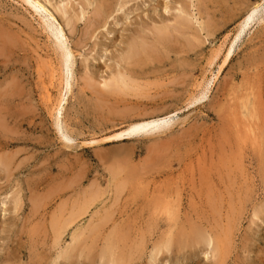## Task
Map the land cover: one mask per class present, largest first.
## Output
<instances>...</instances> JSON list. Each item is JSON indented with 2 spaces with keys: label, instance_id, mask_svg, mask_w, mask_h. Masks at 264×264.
Wrapping results in <instances>:
<instances>
[{
  "label": "rangeland",
  "instance_id": "obj_1",
  "mask_svg": "<svg viewBox=\"0 0 264 264\" xmlns=\"http://www.w3.org/2000/svg\"><path fill=\"white\" fill-rule=\"evenodd\" d=\"M181 1L0 0V264H264V0Z\"/></svg>",
  "mask_w": 264,
  "mask_h": 264
},
{
  "label": "bare ground",
  "instance_id": "obj_2",
  "mask_svg": "<svg viewBox=\"0 0 264 264\" xmlns=\"http://www.w3.org/2000/svg\"><path fill=\"white\" fill-rule=\"evenodd\" d=\"M180 2H182L181 0H178V4L179 5H181V7H182V4L180 3ZM184 9V8H183ZM107 10V9H106ZM111 13V12H110ZM96 16L97 17H100L101 16V12L99 13H97L96 14ZM175 24L174 25H172V26H167V27H165V29H157V30H155V33H154V41L152 42V43H150V44H148V42H147V40H145V39H143V38H141V40L140 41H138L137 43L136 42H133L131 45H130V47H129V51H128V56H130V60H131V57L133 56L134 58H132V60H133V66H135V67H137V66H139L140 64H143V65H146L147 63H149V62H155V61H159L160 59H161V57H162V54H161V52H160V50H161V48L162 49H164V48H169V49H173V48H175V44H177V42H175V41H177V39H176V36L177 35H175V33L176 34H178V33H180V32H183V31H187L188 30V25H187V20L186 19H184V16H180V17H176L175 19ZM191 25V24H190ZM182 34V33H181ZM140 42V43H139ZM179 43V42H178ZM178 45V44H177ZM62 47V46H61ZM63 48V47H62ZM63 50V49H62ZM71 53V52H70ZM63 54V53H62ZM64 55V54H63ZM66 57H67V52H66ZM63 57V56H62ZM68 58V57H67ZM63 59V58H62ZM135 59V60H134ZM63 60H66L65 58L63 59ZM67 61V60H66ZM136 62V63H135ZM64 63L65 64H69V62H65L64 61ZM66 66V65H65ZM66 70H67V66H66ZM123 73V72H122ZM126 73V72H125ZM129 73V72H128ZM135 74V73H134ZM124 75H126V74H124ZM127 77V76H126ZM127 78H129V77H127ZM131 83L133 84L134 82H132L131 81ZM138 84V83H137ZM118 85L120 86V87H129V82L128 81H126L125 79H121V80H118ZM108 87V86H107ZM104 88V87H103ZM131 88V87H130ZM105 89H107L106 87H105ZM133 89V88H132ZM135 89V88H134ZM139 89V88H138ZM110 90H111V88H110ZM123 90V89H122ZM125 90V89H124ZM104 91V90H103ZM102 91V92H103ZM107 93V92H106ZM103 94H104V92H103ZM111 95L112 93H111V91L110 92H108L106 95ZM206 96V95H205ZM50 98V97H49ZM49 98H48V100H49ZM204 98V97H203ZM252 104H250V102L249 103H247V104H245L244 105V107H242V109L244 108L245 110L244 111H246V112H249V110H250V106H251ZM253 106V105H252ZM253 108V107H252ZM251 108V109H252ZM241 111V110H240ZM239 111V112H240ZM61 112V111H60ZM238 112V113H239ZM233 113V112H232ZM240 113H242V112H240ZM244 113V112H243ZM242 113V114H243ZM237 114V113H236ZM233 115V114H232ZM233 117H235V116H233ZM242 117V116H241ZM2 163V162H1ZM2 165H3V163H2ZM9 165V164H8ZM10 166V165H9ZM7 170H8V166H6L5 167ZM6 173H7V171H6ZM81 214V213H80ZM76 215H78V214H76ZM75 214H74V216H76ZM257 215V214H256ZM77 217V216H76ZM75 218V217H74ZM74 218H72V219H74ZM76 219H78V217L76 218ZM105 219V218H104ZM108 219V218H107ZM74 223V222H73ZM54 224V223H53ZM55 224H57V223H55ZM59 225L61 224V223H58ZM67 224V223H66ZM69 224H70V222H69ZM68 225V224H67ZM57 226V225H56ZM61 226H63V225H61ZM60 226V227H61ZM69 226V225H68ZM55 227V226H54ZM88 227H91V226H88ZM56 228V227H55ZM58 229V227L56 228V230ZM64 228H62L61 230H63ZM59 230V229H58ZM64 230H66V228L64 229ZM86 230V229H85ZM92 230V229H91ZM94 230H96V229H94ZM90 230L88 229V232H89ZM61 232V234H63L62 233V231H60ZM66 232V231H65ZM90 233H91V231H90ZM57 234V233H56ZM60 234V235H61ZM65 234V233H64ZM63 234V235H64ZM86 234V233H85ZM197 234V233H196ZM58 235V240L59 241H61V237H63L62 235L60 236L59 234H57ZM56 235V236H57ZM79 237H80V235H78ZM84 236V235H83ZM112 236V235H111ZM110 236V237H111ZM195 237H197L196 235H195ZM77 238V237H76ZM81 238H83V237H81ZM80 238V239H81ZM185 238V237H184ZM193 239L195 240V238L193 237ZM76 241H77V239H75ZM74 240V241H75ZM56 241V240H55ZM73 241V242H74ZM108 241V240H107ZM122 240H120V242H121ZM219 241V240H218ZM84 241H83V239H82V241H77L70 249H66L63 253H61L59 256H60V258L62 257V258H65V257H70V256H75V257H77V255H75V254H79V255H83L84 254V248L86 247V245H84V243H83ZM117 242H118V240H117ZM119 242V243H120ZM197 243V242H196ZM223 243H225V242H223ZM57 244V243H56ZM222 244V243H221ZM224 245H226V243L225 244H222V247L223 248H226V246L224 247ZM69 246H71V245H69ZM84 246V247H83ZM119 246V245H118ZM118 246H117V243L115 242V240H113V238H111V240L109 241V245H108V252H106V253H108L109 254V256H110V258L112 259V263L113 264H121L120 263V259H123V258H121L119 255H118V253L116 254V251H117V249H118ZM168 246V245H167ZM222 247H221V249H222ZM162 250L163 249H160L159 248V250H158V253H160V252H162ZM221 251V250H220ZM225 251V250H224ZM223 250H222V253L224 252ZM105 253V254H106ZM222 253H221V255H222ZM38 254V253H37ZM214 254V253H213ZM219 254V253H218ZM223 254H225V252L223 253ZM101 255H102V252H101ZM120 255H121V253H120ZM102 257V256H101ZM222 257H224V256H222ZM59 258V257H58ZM66 259V258H65ZM67 259H69V258H67ZM72 260V259H71ZM123 261H124V259H123ZM218 261H219V259H218Z\"/></svg>",
  "mask_w": 264,
  "mask_h": 264
}]
</instances>
